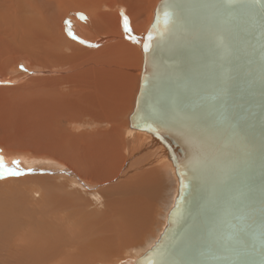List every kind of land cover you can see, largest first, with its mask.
I'll return each instance as SVG.
<instances>
[{"label":"water","instance_id":"1","mask_svg":"<svg viewBox=\"0 0 264 264\" xmlns=\"http://www.w3.org/2000/svg\"><path fill=\"white\" fill-rule=\"evenodd\" d=\"M150 32L130 125L172 149L179 187L135 264H261L264 0H160Z\"/></svg>","mask_w":264,"mask_h":264},{"label":"rangeland","instance_id":"2","mask_svg":"<svg viewBox=\"0 0 264 264\" xmlns=\"http://www.w3.org/2000/svg\"><path fill=\"white\" fill-rule=\"evenodd\" d=\"M159 1L160 0H0V41H3L0 42V73H7L9 71L8 67L14 58L19 55L23 57L24 54H31L29 58L31 61H36L39 64L41 63L48 68V65H53L57 61L60 63H62V61L71 63L74 61L72 64L86 61L87 57L83 60V56L70 61L72 52H64L60 49L61 47H57V45L59 46V39L55 35H58L60 31L58 30L59 18L60 21L63 18V24H70L72 21V23L75 24L72 16L74 15L78 18L83 16L84 19L89 18L88 21L92 23V30L96 28L99 32L104 33L117 32L123 28V17L125 13L127 14V11L130 13L128 8L133 10L135 7L139 11L137 17H134V13L131 10V16L135 26L137 25V28L132 30V33L140 32V30L145 29L152 23L154 10ZM119 3H126V9H124V7L122 8L124 12L120 7L116 6ZM128 3L129 5H127ZM113 5H115V9ZM67 6H70V9H73V11H76L74 13L69 11L67 14L65 13L66 16L64 17L62 15ZM110 6H112V8ZM117 9L119 10L118 15L122 27H120L117 18L111 12L115 10L117 13ZM109 16L111 17L110 22L112 26H105L102 23V27L106 28L108 26L107 28L110 29L108 31H100L101 27H98L100 26L99 22L97 26L95 21L99 18H103L104 20L105 17L107 18ZM54 22L57 23L55 24ZM18 29H20L21 32ZM27 29L30 32V36L24 39V36L28 34L26 32ZM147 31L148 28L145 29L143 33L146 34ZM41 33L47 35L44 34V37H42V35H40ZM104 33H101V35H104ZM15 35L17 37L19 36V38ZM34 36L42 37L39 38V44L36 43ZM59 38L60 40L63 39L61 37ZM121 46L125 45L122 44ZM121 46L117 45L116 41L110 42L109 47L103 51V53L108 52V56H105L102 52L95 55V60L99 61V63L94 61V63L90 65V60L87 59L86 62L89 63L83 65L86 67L85 72L87 73H82L80 70V73H78L77 69L65 73L69 75L66 81L70 89L75 87V91H73L72 94H70V89L65 92V89H60V87L54 92H52V90L51 93H47L45 89L51 88L52 81L41 82L40 85H37L34 84L35 82H32V76L18 81H9L5 77L0 78L2 82L6 81L7 83L5 85H1L0 83V152H3V149H5L14 150L20 154L40 156L49 154L50 151L53 150L54 154L52 155L56 157L58 154L63 156L64 152L68 154V157L69 153L74 157L80 148L78 151L79 154L76 155L79 161L83 163L88 160V164L84 163L82 165H95L106 159V165L98 163V166L95 167V170H98L97 172L100 171L101 173L102 171V173H104L106 169L111 171V167H108L111 166V164L115 168L119 166L118 174L114 173L113 176L109 175L108 178L101 182H92L94 185L93 187L105 197V205L102 209L93 208V205H91L92 201L88 194L82 193L81 196H79L72 189L67 188L68 192L67 195H65L66 193H64L61 188H58L53 194L52 201L55 207L59 209L58 206L60 204L66 207L65 214L67 216V225L65 224V226L69 235L65 236L67 241L60 247V249L66 247L67 253L61 250L60 253L57 252L53 254L56 261L58 260L57 264H70L73 257H76V259L73 260L74 262L72 261L71 264H74L75 261L76 264H96L102 261L109 263L115 258L124 259L123 250L127 247L136 246V244L139 243V246L136 247L143 249L139 254L140 257L155 243L162 233L167 222L169 210L173 204V202H167L169 190L174 184L173 178L167 167H165L166 172L165 169L163 172L159 169V178L157 180L152 178V171L145 168V171L141 170L144 176L140 173L141 171L139 172L136 169L129 173H125L126 171L121 173L123 170L121 169V160L123 162L125 161L122 157L124 156L123 153L129 152L128 145L130 144L131 147L137 146V149H144V146L148 143L145 139L149 138V136L144 137V135H141L143 133L139 135V132L137 133V131H134L129 120L130 114L133 112L135 106L136 96L140 86L142 73L141 65L143 62L142 56L144 57L143 51H140L139 48L132 50L130 47L125 49ZM101 55H103V57ZM97 57H99V59ZM103 58L105 59V63H103ZM109 59L113 63H110ZM88 66L91 67L92 70ZM94 67L96 70H94ZM20 68H22L21 65L19 66V69ZM88 71L90 72L88 73ZM71 74L76 76L74 78L72 77L70 80ZM78 88L80 89L79 93L76 92ZM40 91H44V93H40L39 95L41 96L37 98H32L33 93ZM61 91L64 94H62ZM28 92L33 93L30 95L27 94ZM65 93H67V95H65ZM77 109L79 112L85 109L90 111V115L96 117L98 121L102 123V126H99V128H93L95 130L99 129L100 131L95 134H89L91 131L87 129L92 130L91 133H93L94 130L84 126L72 129L71 126L67 124V118L74 111H78ZM77 121L81 122L79 119ZM125 125H127L129 130L126 129ZM36 130L37 132H35ZM86 130L88 132H86ZM80 132L90 136L101 137L98 139H95V137L94 139L96 141L93 140V142L82 138L84 136L76 138V136L81 134ZM63 135H65V137ZM127 136L129 138H127ZM71 139H76V141L80 142L77 143L74 140L71 141ZM123 140H128L126 147H124L125 143ZM48 141L54 146L49 144ZM74 142H76L75 145H77V148H73L75 146ZM82 142H85L86 145H83ZM79 144H81V146ZM43 148H46V151ZM71 148H73L75 152H73L74 150ZM110 149L113 150L116 157H110ZM47 150L49 152H47ZM103 150L104 154H102ZM116 151H119L118 155ZM72 152L75 154H72ZM134 154L135 153H133L132 156ZM81 157L83 159H81ZM112 158L121 159H117L121 164L118 163L117 166L111 163ZM84 159L86 160L84 161ZM132 159L133 161L141 162L139 154H135ZM54 162L57 163V161ZM126 164H129L128 159L125 165ZM70 166L72 170H75L77 175L84 174V170L91 171L89 168L79 170V166H81L80 163H78V165L71 163ZM39 169L44 172L43 167H39ZM146 172L148 174H146ZM141 175L145 182L149 180L150 186L152 185L153 188L146 202L142 204L139 200L135 199L137 203L133 202L129 205L130 200H134V198H132L133 194L128 187L134 185L133 179L141 180ZM130 180L131 184H127ZM4 183L5 181L0 178V187ZM112 186H115L116 189L110 192ZM155 186H157V189ZM106 191H109V194L105 193ZM39 192L40 190L36 189V194L27 196V199L24 201V204L32 208L24 205L22 206L20 201L17 203L20 207L28 208L26 209L28 215L24 213L25 216L28 217V220H26L23 212L19 213L15 211L16 209L9 210V206H6V210H3L4 212H0V264L16 263L15 253L10 251L9 245L18 240V235H21L20 237L23 239L25 238L23 236L24 233L20 230L24 222L26 224L31 222L34 226L35 224L40 225L43 223L44 214L36 207V205L40 204L42 211H44L45 208L41 202ZM105 194H107V196ZM131 210L135 211L133 215L130 214ZM84 215H89L90 220H83L82 216ZM131 218L134 219L135 222H131ZM69 238L70 242L68 244ZM78 247L82 248L83 253L79 254L78 252H73ZM62 254H66L65 260L60 263V261H62ZM67 257L71 260L68 261Z\"/></svg>","mask_w":264,"mask_h":264},{"label":"bare ground","instance_id":"3","mask_svg":"<svg viewBox=\"0 0 264 264\" xmlns=\"http://www.w3.org/2000/svg\"><path fill=\"white\" fill-rule=\"evenodd\" d=\"M121 2H123V1H121ZM127 5H129V3ZM116 6L120 7L121 9L123 7H124V9H126V3H124V4L119 3ZM110 7L112 8V6H110ZM114 7H115V5H113V8ZM128 10L130 11V13L128 11H127V14L125 13V16L129 17L128 20H129V25L131 28V32L128 34L125 33L124 28L118 30L117 32H106V33L99 32L98 29H96V28H95V30H92L91 29L92 23L88 21L89 18L81 19L79 17L80 18L79 19L78 17H75L73 15L72 18L74 19L75 24L72 23L73 21L70 22V24H63L62 23L63 18L61 19V21L59 18V25H58L59 29L58 30H60V31H59L58 35H55L59 39V46L57 45V47H59V48L61 47L60 49L64 52H72V54L70 56V61H72L73 59L76 60L78 57L83 56L84 57L83 60L86 59L85 57H87V59L90 60V65H92V63H94V61H96L95 55H98L101 52L103 53V51H105L109 47V44L112 41H116V44L119 46L124 44L125 46H121V47L125 48V49L128 47H130L132 50L139 48L140 51H143L142 53L144 55V47L143 46H144L145 38H146L148 31L146 34H144L143 31L145 29L149 28L150 25L148 27H146L145 29L140 30V32L138 31V32L132 33V30L136 29L137 25L135 26L134 20L131 16L132 15V13H131L132 9L130 10V8H128ZM69 11H72L74 13L76 10L73 11V9H70V6H67L66 9H64V13L62 16L65 17L67 12H69ZM138 11L139 10H137L134 7V9L132 10V12L134 13V17L135 16L137 17ZM111 12L117 18L120 27H122V23L120 21L119 15H118L119 10L117 9V13L115 12V10H114V12L113 11H111ZM123 12H124V10H123ZM112 13H109V14H112ZM78 14H80V13H78ZM105 19L103 20V18L102 19L99 18L98 20L95 21L96 25L99 22L100 26H98V25L97 26L101 27L100 31H102V30L108 31L110 29V28L109 29L107 28L108 26L106 28L102 27L103 26L102 23L105 26L106 25L112 26V24L110 22L111 17L110 16L107 18L105 17ZM60 24H61V26H60ZM69 26L71 27V31L73 32V34L76 37H78V39H73L72 36L68 35ZM56 29H57V27H56ZM18 30L20 31V29H18ZM26 32L28 34H26L24 36V39H26L30 36V32L28 29L26 30ZM52 33H54V32H52ZM101 33H104V35H101ZM21 34H23V33H21ZM44 34L41 33L40 35H42V37H44L43 36ZM45 35H47V34H45ZM129 35L136 37V40L133 41V40L129 39L128 38ZM39 36H34V39H35L37 44H39V38H42ZM50 37H51V35H50ZM59 37H61L63 39L60 40ZM95 37H97V38H95ZM17 38H19V36ZM45 38H47V37H45ZM80 40L86 41V43H80ZM6 50H7V48H6ZM103 54L105 56H108V52H106V53L104 52ZM19 56L14 58V60L10 63V65L8 67L9 71L7 70L8 71L7 73H5V72L0 73V78L5 77L9 81H11V80L18 81L21 79H27L28 76H32V80H33L32 82H35L34 84H37V85H40L41 82L52 81L51 88L45 89V92H47V93H51L52 90H53L52 92H54L58 87H60V89H65V92H66L68 89H70V87L66 81L67 77L69 75H66L65 73H67L69 71L71 72V70L75 71V69H77L78 73H80L79 70L82 71V73H87V72H85L86 67H84L83 65L84 64L86 65V63H89V62H86L87 59H86V61L74 63V64H72L74 61H72V63L67 62V61H62V63H60L59 61H57L53 65H48L49 66V68H48V67L43 66V64H41V63L39 64L36 61L35 62L31 61L29 59L31 54H29V55L24 54L23 57L22 56L19 57ZM91 56H92V58H91ZM101 56L103 57V55H101ZM97 58L99 59V57H97ZM63 59H64V57H63ZM142 60L144 61L143 56H142ZM106 61H107V59H106ZM109 61H110V59H109ZM31 62H33V63H31ZM96 62L99 63V61H96ZM103 63H105V59H104ZM110 63H113V62L110 61ZM143 63L144 62H142V65H141L142 71H143ZM20 65L22 67V68H20L21 70L19 69ZM93 65H95V64H93ZM89 68L91 69V67H89ZM94 70H96L95 67H94ZM89 72L90 71H88V73ZM74 74H75V72H74ZM74 74L73 75L71 74L72 76L70 75L71 76L70 80L72 79V77L74 78L76 76ZM141 75H142V73H141ZM8 78H10V79H8ZM70 80H68V81H70ZM0 83H1V85L7 84L6 81L2 82L1 80H0ZM74 88L70 89V94H72L73 91H75ZM139 88H140V86H139ZM76 92L79 93L80 89L79 88H78V90L76 89ZM138 92H139V90H138ZM32 93L33 92H31V93L28 92L27 94L31 95ZM40 93H44V91L33 93L32 98L33 97L37 98L38 96H41V95H39ZM61 93H62V91H61ZM62 94H64V93H62ZM65 95H67V93H65ZM137 95H138V93H137ZM136 98H137V96H136ZM42 100H43V98H42ZM135 104H136V101H135ZM134 108H135V106H134ZM78 109H80V108H78ZM133 111H134V109H133ZM72 114H70L69 117L67 118V124L69 126H71L72 129L73 128H75V129L81 128L82 126L93 129L94 127L99 128V126H102V123L99 122L96 117L90 115V111H88L86 109L84 111H80V112H79V110L74 111ZM78 119L81 120V122H78L77 121ZM129 120H130V117H129ZM125 124H128V123H125ZM32 127H34V126H32ZM125 127L127 130H129L127 125H125ZM41 128H42V126H41ZM84 129H82V130H84ZM133 129H134V131H137V133L139 132L138 133L139 135L141 133H143L141 135H144V137L149 136L148 139H145V141L148 143L144 146V149H137L138 148L137 146L131 147L129 144L128 145V151L129 152L125 153V154L123 153L124 156L122 157L123 159H125V161L123 162L121 159L117 158V159L121 160V162H122V164H121V162L119 160L112 158L111 163H113L117 166H118V163H120L122 165L121 169H123L121 171V173L124 171H126L125 173H129L135 169L138 170L139 172L141 170L145 171L144 168L145 169L148 168L149 171L153 170V169H156V170L161 169V171L163 172L165 167H167L169 169V172H170V174L173 178L174 184H175V185L173 184V187L171 186V189L169 190V194H168V200H167L168 203L173 202V204L171 206V207H173L174 203H175L176 196L178 194V187H179V182H178L179 178H178V174H177L176 167L174 164V160H175L174 152L172 151V149H170V147L168 145H166V143H163V141L161 140L159 135H157L156 133H151V132H148L146 130L137 129L135 127H133ZM87 130L92 132V130H90V129H87ZM87 130H86V132H88ZM93 130H94V132L93 133L90 132L89 134H95L98 131H100L99 129H97V130L93 129ZM35 132H37V130ZM82 133L80 135L76 136V138H78L80 136L81 137L84 136L82 138H85V140H87V141L93 142V140L101 137V136H97V137L96 136H90V135H86V133H83V134ZM63 136L65 137V135H63ZM127 138H129V137L127 136ZM61 139H62V137H61ZM73 140L76 141V139H71V141H73ZM123 141L125 143L124 147H126L128 140L127 141L123 140ZM76 142L78 143L80 141H76ZM76 142H74V145L76 144ZM82 143H83V145L84 144L86 145L85 142H82ZM94 143H96V142H94ZM49 144H51V143L49 142ZM51 145L54 146L53 144H51ZM79 145L81 146V144H79ZM68 146H70V145H68ZM75 147L77 148V145H75L73 148H75ZM53 148H55V147H53ZM73 148H71V149L74 150ZM78 148H79V146H78ZM43 149H45V151H46V148H43ZM3 150H2L3 152H0V156H3L5 163L9 167H12L13 166L12 165L13 160L19 161V168L24 171L25 175L9 176V177L2 178L5 181V183L0 187V212H4L3 210H6V206H9V210L16 209L15 211H18L19 213L23 212V214L25 213L28 215V211H26V209H28L27 207H29V208H32V207L24 204V201L27 199V196L35 195L36 189L40 190L39 194H40L41 202L45 206L44 211H42L40 204L36 205V207L39 208V211L42 214H44L43 223H41V224L39 223L40 225L35 224V226H34L33 224H31V222L27 223L28 225L24 222L20 230H22V233H24L23 236L25 238L23 239L20 237L21 235L20 236L18 235V237H17L18 240L9 245L10 251L14 252L15 256H16V263L15 264H42V263L43 264H57L58 260L56 261V259L53 257V254L57 253V252L60 253L61 250L64 253H67L66 249H65L66 247H63L62 249H60V247L62 246V244L66 243V241H67L65 239V236H69V235H68L67 228L65 226V224L67 222V216L65 214L66 207H64L63 204H60L58 206L59 209L56 208L55 205L53 204V201H52L53 194L56 192V190L58 188H61L64 191V193H66L65 195H67V192H68L67 188L72 189L79 196H81L82 193L88 194L89 198L92 201L91 205H93V208L102 209V207L105 205V197L102 193H100L97 189H95L93 187L94 185L92 184V182H95V181L101 182V181L105 180L106 178H108L109 175L113 176L114 173L118 174L119 173L118 172L119 166L115 168L111 164V166H108V167H111V171L109 169H106V172L102 173V171H101V173H102L101 174L100 171L97 172L98 170L97 171L95 170V167L98 166L99 162L96 163L97 165L96 164L95 165L94 164L82 165L84 163L88 164V160L85 161L86 159H84L85 162H83V163H81L82 161H79V158L76 155L79 154L78 151L80 150V148L78 149L77 154L73 153V152H75V150L72 152V154H75L74 157L71 156L70 153H69V157H68V154L66 152H64L63 156L58 154L59 155V156L57 155L58 158L55 155H52V154H54L53 150L50 151L51 154L49 153V154L40 155V156H31V155H27V154H20L14 150H5V149H3ZM97 150H99V149H97ZM65 151H67V150H65ZM119 151H121V150H119ZM119 151H116L117 155H118ZM47 152H49V151L47 150ZM133 153L140 155L141 162H137L135 160L133 161L132 157H134V155H135L134 154L132 156ZM102 154H104V150H103ZM119 155H120V153H119ZM125 155H126V157H125ZM111 156L116 157L115 154L113 153L112 149H110V157ZM102 158H105V157H102ZM81 159H83V158L81 157ZM127 159L129 160V164L125 165ZM97 160H102V159H97ZM97 160H95V161H97ZM54 161H57V163ZM100 162L101 163H99V164H104V165L107 164L106 159H104ZM71 163H75L76 165H78V163H80L81 166H79V168H80L79 170H81L83 168H89L91 171H85L84 170L83 171L84 174L77 175V173H75V170H72L70 168ZM127 166L128 167L133 166V167L128 168ZM39 167H43L44 172H42V170L39 169ZM75 167H77V166H75ZM29 169H31V171H28ZM165 172H166V169H165ZM44 173H47V174H44ZM136 173H137V171H136ZM140 173L142 174V171ZM146 174H148V173L146 172ZM124 175H126V174H124ZM142 175H141L142 181L137 180V179H133L134 185L128 187V189H130L131 193L134 196V197L132 196V198H134V200L128 199V200H130L129 205H131L133 202L137 203V200H139L140 203H142V204H143V202H146L148 200V197H149L150 191H151L150 182L149 181L145 182L143 180L144 175L143 176ZM153 175H155V174L153 173ZM129 183L131 184V180L127 184H129ZM115 189H116V187L112 186L110 192L115 190ZM105 193L109 194V191H106ZM105 195L107 196V194H105ZM135 199H137V200L135 201ZM19 201L22 204V206L24 205L27 207L18 206L17 203ZM4 203H5V206H4ZM25 214H24V216H25ZM29 216H30V214H29ZM168 216H169V213H168ZM25 218H26V220H28V217L25 216ZM82 219L89 221L90 217H89V215H84V216H82ZM131 222H135L134 219L131 218ZM167 224H168V217H167V222L164 226V229H165ZM18 233H20V232H18ZM160 235H159L158 239L155 241V243L159 240ZM28 242L31 244H29ZM69 242H70V238L68 240V244H69ZM139 244H136V246H139ZM136 246L127 247L125 250H123L124 256H125L124 259L115 258L109 263L108 262L105 263L104 261H102V262H98L96 264H135V259L137 260L139 257V254L143 251V249H139ZM80 248L81 247H78L73 252H76V253L78 252L79 254L83 253L82 248L81 249ZM37 251L39 254L37 253ZM57 255H59V254H57ZM65 255L66 254L61 255L62 261H60V263L65 260ZM67 259H68V261L71 260L68 257H67ZM75 259H76V257H73V260H75ZM71 262H70V264H71ZM74 264H76V261Z\"/></svg>","mask_w":264,"mask_h":264},{"label":"snow or ice","instance_id":"4","mask_svg":"<svg viewBox=\"0 0 264 264\" xmlns=\"http://www.w3.org/2000/svg\"><path fill=\"white\" fill-rule=\"evenodd\" d=\"M164 17H165V23H167L168 17H169V13L165 12L164 13ZM81 19H84L83 16H81ZM159 23V21H157ZM123 28L126 34L131 32V28L129 25V20L127 16L123 17ZM68 35L72 36L73 39H78V37H76L73 32L71 31V27L69 26L68 28ZM129 39L135 41L136 37L129 35L128 37ZM153 39V35L150 32L147 36V41L144 44V50L145 52H148L149 49L151 48V41ZM80 43H86V41L80 40ZM12 167H9L6 163L5 160L3 158V156H0V178H5V177H9V176H20L24 174V171L22 169L19 168V161L17 160H13L12 161ZM28 171H31V169H29ZM264 223V222H262ZM261 264H264V260L261 261Z\"/></svg>","mask_w":264,"mask_h":264},{"label":"crops","instance_id":"5","mask_svg":"<svg viewBox=\"0 0 264 264\" xmlns=\"http://www.w3.org/2000/svg\"><path fill=\"white\" fill-rule=\"evenodd\" d=\"M146 169L148 170V168H146ZM151 169H152V168H151ZM151 171H152V173L155 174V175H152V178L155 179V180H157V179L159 178V172H158L159 170L153 169V170H151ZM148 181H149V180H148ZM148 181H146V182H148ZM150 187H151V189L153 188L152 185H151ZM155 188L157 189V186H155ZM135 207H136V205H135ZM135 207H132V208H135ZM134 212H135V211L131 210V211H130V214L133 215Z\"/></svg>","mask_w":264,"mask_h":264}]
</instances>
